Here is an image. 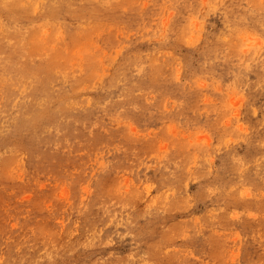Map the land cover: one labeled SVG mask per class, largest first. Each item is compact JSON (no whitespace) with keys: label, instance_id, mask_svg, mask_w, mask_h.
Instances as JSON below:
<instances>
[{"label":"rangeland","instance_id":"374dc122","mask_svg":"<svg viewBox=\"0 0 264 264\" xmlns=\"http://www.w3.org/2000/svg\"><path fill=\"white\" fill-rule=\"evenodd\" d=\"M0 264H264V0H0Z\"/></svg>","mask_w":264,"mask_h":264},{"label":"bare ground","instance_id":"6f19581e","mask_svg":"<svg viewBox=\"0 0 264 264\" xmlns=\"http://www.w3.org/2000/svg\"><path fill=\"white\" fill-rule=\"evenodd\" d=\"M8 83L9 82H14V85H15V90L18 92V96H21V97H24L25 94H28L30 93L32 90H33V81L31 79V77H25V76H21L19 78H11V79H8ZM9 98H10V95L9 94H5V92H3V97H2V102L5 104H7L9 102ZM23 102L25 101L24 99L22 100ZM39 101V100H38ZM39 104L41 105H45V101H39ZM23 105V104H21ZM154 202V201H153ZM149 204H153V203H149ZM149 207V206H148ZM93 229V228H92ZM91 231V230H90ZM93 233V232H92ZM15 234V233H14ZM86 234V233H85ZM90 235V234H89ZM92 235V234H91ZM91 237V236H90ZM87 239V238H86ZM88 240V239H87ZM91 240V239H90ZM94 240V238H93ZM87 242V241H86ZM89 242V241H88ZM81 243V242H80ZM75 245V244H74ZM72 246V245H71ZM18 247V246H16ZM17 252V251H16Z\"/></svg>","mask_w":264,"mask_h":264}]
</instances>
